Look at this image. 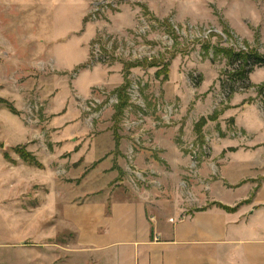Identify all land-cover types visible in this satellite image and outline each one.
<instances>
[{
    "label": "rangeland",
    "instance_id": "374dc122",
    "mask_svg": "<svg viewBox=\"0 0 264 264\" xmlns=\"http://www.w3.org/2000/svg\"><path fill=\"white\" fill-rule=\"evenodd\" d=\"M241 51L264 57V0H0V264H50L77 243L67 206L115 191L252 184L223 198L250 209L264 65L235 77Z\"/></svg>",
    "mask_w": 264,
    "mask_h": 264
},
{
    "label": "crops",
    "instance_id": "0c3cea01",
    "mask_svg": "<svg viewBox=\"0 0 264 264\" xmlns=\"http://www.w3.org/2000/svg\"><path fill=\"white\" fill-rule=\"evenodd\" d=\"M260 135L251 141L261 143ZM254 151L264 155V146L249 153ZM248 186L253 190L252 184L210 186L205 200L166 208L116 191L105 200L71 204L66 219L77 222L76 231L70 230L77 243H50V264H74L75 258L83 264H264V224L259 223L264 213L258 212L264 207V182L251 192L250 209L234 211L237 202L223 199ZM251 193L242 199L249 200Z\"/></svg>",
    "mask_w": 264,
    "mask_h": 264
},
{
    "label": "trees",
    "instance_id": "16d2710c",
    "mask_svg": "<svg viewBox=\"0 0 264 264\" xmlns=\"http://www.w3.org/2000/svg\"><path fill=\"white\" fill-rule=\"evenodd\" d=\"M231 55L241 62V69L235 74V77L238 76L241 79H247L248 74L255 65H264V57L257 53L241 51L238 53L232 52Z\"/></svg>",
    "mask_w": 264,
    "mask_h": 264
}]
</instances>
